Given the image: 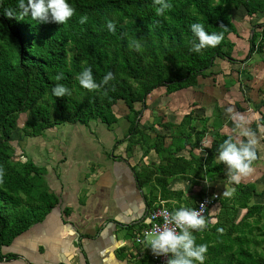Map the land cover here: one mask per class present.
<instances>
[{
	"label": "trees",
	"instance_id": "trees-1",
	"mask_svg": "<svg viewBox=\"0 0 264 264\" xmlns=\"http://www.w3.org/2000/svg\"><path fill=\"white\" fill-rule=\"evenodd\" d=\"M68 2L76 14L66 24H59L37 23L30 15L20 21L8 19L4 17L5 9L18 12V0H0V168L5 173L0 183V260L16 257L2 253V247L40 222L58 202L57 195L41 182V168L32 160L12 156L9 140L19 115L27 113L21 126L24 136L39 135L62 123L88 125L92 119L110 127L118 122L113 106L121 100L127 107L122 116L127 130L116 144L126 141L129 150L141 144L146 151L153 148L161 156L156 170L146 169L148 180L135 170L141 186L151 175H155L154 187L162 194L174 175L192 184H200L205 175L232 184L231 197L219 194L215 222L204 234H197L201 238L197 242L208 246L204 264H264V202L253 201L264 195V186L259 189L256 182L229 181L224 164L216 160L219 146L233 137L220 132L222 123L213 120L210 147H202V154L194 150L201 148L200 142L208 131L206 117L194 121L190 111L176 125L158 122L160 129L169 130L168 135L150 137L138 128L140 110L147 107L146 99L155 89L164 88L162 94L169 95L196 87L200 85L199 77L216 71V59L245 63L254 53H263L264 21L252 24L242 59L232 56L235 43L228 35L236 33L232 12L242 9L245 17L264 13V0H167L172 8L163 16L156 14L158 5L154 0ZM82 16L87 17L84 24L79 23ZM108 21L115 24V33L108 30ZM193 23L203 24L209 34L223 33L222 42L200 53L192 51L196 41L191 31ZM130 40L139 41L141 50L130 48ZM88 67L98 83L108 72L114 79L89 91L78 80ZM61 73L63 79L57 81ZM227 80L226 84L234 82ZM57 83L65 85L71 94L54 96L52 90ZM260 94L263 98L258 122L264 126V95ZM246 100L252 104L251 98ZM136 103L141 107L136 109ZM235 107L242 109L239 102ZM262 142L264 145V129ZM186 147L189 158L175 155ZM202 185L205 190L203 182ZM241 210L245 211L238 218Z\"/></svg>",
	"mask_w": 264,
	"mask_h": 264
},
{
	"label": "crops",
	"instance_id": "crops-1",
	"mask_svg": "<svg viewBox=\"0 0 264 264\" xmlns=\"http://www.w3.org/2000/svg\"><path fill=\"white\" fill-rule=\"evenodd\" d=\"M259 14L264 15L262 12H258L256 15ZM248 18L252 19V17ZM225 76H222L224 80L221 83L226 84L225 79H229ZM198 81L201 82L200 77ZM159 89H155L149 95L146 99L147 107H142L138 115L140 117L138 128L144 134L150 137L155 134L168 135L169 130L160 129L156 124L165 121L176 125L181 121L183 115L190 111L194 121L205 117L199 111L196 113V109L202 110L201 107L195 109V106L203 99V95L196 92L198 99L187 100L189 96L185 95L184 91L188 88L177 91L179 92L177 94L166 95L169 97L168 102L170 103L165 105L169 109L175 104L174 102L178 103L177 109L169 111L175 115L173 120L162 110L149 108L158 96L162 95ZM179 101H183V104H179ZM181 105L186 107L191 105V107L186 110ZM138 108L137 106L136 109ZM126 113L123 110L116 115L120 117ZM209 119L210 117H208ZM142 120L143 124L140 125ZM125 124L123 130H127V122ZM197 127H200L199 123ZM81 128L89 130L92 136L99 141V138L95 136V128L105 132L110 127L83 125ZM207 132L210 139L206 144L209 145L212 128H208ZM121 138H124V135L119 139ZM233 138L235 137L233 136ZM110 139H114V143L108 153L101 146L102 150L99 149L98 142H96L95 149L98 150L96 154L101 152V154L106 153L107 155L104 163L94 162L96 156L92 155L85 160L87 175L84 185L79 183L80 179L75 180L77 174L74 171H69L64 166L67 160L72 158L71 151H67L65 148L58 153V156L60 157L61 154L62 157L55 167L61 164V170L56 168L55 172L59 174L49 177L46 184L48 190L57 195V204L40 222L19 234L9 245L2 247V253H14L16 257L3 258L0 260V264H151L150 246L146 247V245L134 241L135 236L140 233L147 222L148 209L164 205L172 211L180 207L193 206L206 191L216 190L218 192L217 186L222 183L205 175L202 182L206 189L203 190L202 182L192 184L190 180L182 178L180 175H174L169 179L162 194L159 188L154 187L155 175H151L150 180L141 186L136 178L135 170L142 173L144 180H148L146 169L156 170L161 162L160 154L153 148L146 151L141 144H136L129 150L126 147V141L116 144V137ZM203 139L200 142L201 148L194 150L196 154L203 153L202 147L206 145ZM84 140L87 141L85 138ZM67 154L70 155L69 158ZM100 155L98 154V157ZM175 155L184 158L190 156L187 147L179 150ZM145 157L149 160L147 164L144 162ZM216 160L218 161V156ZM75 161L76 170L79 171L81 169L79 163L82 161L79 157H76ZM65 172L71 174L67 175ZM212 213L209 211L207 215L210 217L205 216L207 228L203 231L193 232L197 244H200L197 241L201 240L197 234H204L209 225L215 222Z\"/></svg>",
	"mask_w": 264,
	"mask_h": 264
},
{
	"label": "rangeland",
	"instance_id": "rangeland-1",
	"mask_svg": "<svg viewBox=\"0 0 264 264\" xmlns=\"http://www.w3.org/2000/svg\"><path fill=\"white\" fill-rule=\"evenodd\" d=\"M255 15L251 16L252 19H249L248 17H245L242 9L232 12V19L234 24L236 25V33L229 34L228 37L235 43V47L232 51V56L237 60L242 59L245 56L246 50L248 48V37L251 32L252 24L259 22V20L262 22L264 21V15ZM261 55L264 57V51L262 54L254 53L245 63L240 61L229 62L225 59L218 58L215 60V65L213 67V70L215 69L216 71H211L212 73H210V75L204 77L203 79L200 78L201 82L199 86L191 87L184 91V94L189 96V99L187 100H192L194 98L198 99V95H196V92H199L200 95H203V99L199 102V104L197 103L198 105L195 106V109L201 107L200 109L202 110L196 109V113H198L199 111L206 118L210 117V119L206 122L209 128L213 120L218 119L222 123L220 132L231 133L235 138L247 139L240 136V129H237L234 126L233 120L230 118V115L226 111V109L231 106L234 108L235 112L244 115L249 120L250 123L248 124V127L251 132L255 134V139L257 140V159L252 164L253 172L249 176L242 178L241 182H256L259 189H262V187L264 186V145L262 142L264 126L258 122V108L260 105L259 102L263 98L260 93L264 95V63L260 60L262 59ZM224 75H226L225 77L234 81L233 84H225L223 82L221 83V81L224 80ZM213 78L215 79V82L212 81ZM225 80L227 83L228 80ZM163 90L164 88L160 89L161 92ZM174 93L177 94L179 92L176 91ZM247 97L251 98L252 104L249 105L246 100ZM168 101L169 97L162 94L158 96V98L149 106V108L162 110L173 120L175 118V115L169 111L177 109L178 103L174 102L175 104L172 105L169 109V107L165 105L167 103H170ZM179 102V104H183V101ZM235 102H239L242 109H237L235 107ZM123 104L124 103L121 100L118 101L113 106V110L117 114H120L123 110L127 112V107ZM137 106L141 107V105L135 104L136 108ZM172 107L173 109H171ZM181 107L188 110L187 108L191 107V105L187 107L185 105H181ZM26 118L27 113H21L19 115L17 119V128L13 131L12 136L9 140L13 151L12 156L14 157V159L18 160H32L39 168H41V182L45 184H47V180L49 177H54L53 175L59 174L58 172H55L56 168L58 170H61L62 167L61 164L55 167L56 163H59L60 157H62L61 154L59 157L58 153L62 152L66 148L67 151H71L72 158L71 160H67L64 166L69 171H74V173L77 174V179L75 180L80 179L79 183L81 185H84L87 175V170H85V160L89 158L90 155H92L96 156V160L94 162L104 163L105 158L107 157L106 153H108L112 149V143H114V139L111 140L110 138L116 137V139H119L124 135L126 131V129L123 130L126 125V121L124 117L120 116L118 122L110 126V128H108V126L106 127L105 124L101 123L97 119H92L88 125H84L91 127L103 126L105 128H108L105 132L104 130L101 131L100 129L98 130L97 128H95V136L99 138V141L92 136L89 130L81 128L83 127V124L78 123H62L53 126L54 128L44 130L39 135L31 134L24 136V132L22 131L21 126ZM200 122H203V120ZM140 123V125H142L143 120ZM236 131H238L239 133L236 134ZM207 133L204 135L205 137L203 139V142L205 144L208 143L210 139ZM84 138L87 139V141H85ZM168 141L169 139H166V143ZM96 142H98L97 146L99 147V149L103 147L107 151L106 153L102 154L101 152L98 153L99 155L101 154V158L100 156L98 157V154H96L98 151L97 149H95ZM108 146H110L111 148L108 149ZM115 151L117 150L115 149ZM67 157L69 158L70 155L67 154ZM76 157H79L80 161H82L79 163V166L81 167L79 171L76 170ZM224 171L226 173L228 171L225 164ZM66 174L70 175L71 173ZM213 178L217 182H222L219 186H217L219 194H222L225 189L228 191L230 190V186H232L231 183H227L220 177ZM253 201L264 202V195H262L260 198L254 197ZM217 208L218 204L212 207L210 209V212H213L212 214H215ZM244 211L245 210L240 211V215L238 216V218Z\"/></svg>",
	"mask_w": 264,
	"mask_h": 264
},
{
	"label": "clouds",
	"instance_id": "clouds-1",
	"mask_svg": "<svg viewBox=\"0 0 264 264\" xmlns=\"http://www.w3.org/2000/svg\"><path fill=\"white\" fill-rule=\"evenodd\" d=\"M158 5L156 14L163 16L172 5L167 0H154ZM16 9H5L4 17L8 19L23 20L30 15L31 19L37 23H59L66 24L75 14L76 9L68 0H18ZM87 22V17L82 16L79 23ZM107 28L110 32L115 33L116 26L112 21L107 22ZM191 31L196 37L193 41L192 51L200 53L206 48H215L223 40V33L209 34L203 24L193 23ZM129 47L135 50H141V44L137 40H130ZM63 79V74L56 76V80ZM114 79L112 72H108L98 83L90 67L84 68L78 80L80 85L89 90L95 91L102 86L109 84ZM53 94L56 97H65L70 95V90L63 84L57 83L53 88ZM226 111L233 120L234 126L240 129L242 138L229 137L223 141L218 149V161L227 167V176L230 182L239 184L242 178L249 176L253 172L252 164L257 159L255 134L248 127L249 120L242 114L235 112L233 107H228ZM210 147V145H204ZM145 164L149 163L147 157L144 158ZM4 170L0 168V183L4 179ZM206 182V181H205ZM207 183V182H206ZM222 195L231 197L233 192L225 190ZM205 206L200 207H180L171 212L163 213L164 226H156L152 232L145 233L144 239L139 241L151 248L156 256H169L166 264H204L208 246L206 244H197L194 231H203L207 228L205 218Z\"/></svg>",
	"mask_w": 264,
	"mask_h": 264
},
{
	"label": "built area",
	"instance_id": "built-area-1",
	"mask_svg": "<svg viewBox=\"0 0 264 264\" xmlns=\"http://www.w3.org/2000/svg\"><path fill=\"white\" fill-rule=\"evenodd\" d=\"M219 200V193L216 190L213 191H206L203 195L200 196V198L196 201L195 205L189 206L193 208H199L201 204H204L205 206V215L209 213L210 209L218 204ZM165 211L171 212V210L164 206H155L151 208L149 211H147V222L141 229L140 233L135 236L134 241L138 244L139 241L144 239L145 233L152 232L153 228L156 226L163 227L164 226V220H163V213ZM145 245V244H144ZM169 256L161 255L156 256L153 253L150 255V263L151 264H166Z\"/></svg>",
	"mask_w": 264,
	"mask_h": 264
}]
</instances>
